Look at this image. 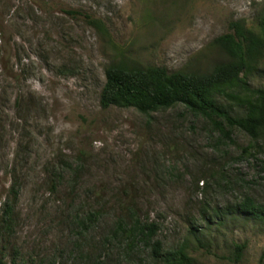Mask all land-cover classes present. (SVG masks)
<instances>
[{
    "label": "rangeland",
    "instance_id": "rangeland-1",
    "mask_svg": "<svg viewBox=\"0 0 264 264\" xmlns=\"http://www.w3.org/2000/svg\"><path fill=\"white\" fill-rule=\"evenodd\" d=\"M263 20L264 0H0V210L18 190L4 262L160 264L114 239L135 214L165 252L189 242L195 264H264V222L236 211L245 199L264 209V138L227 139L184 106L101 105L110 64L205 73L226 60L214 41L232 24L261 34ZM241 80L213 92L235 118L264 90V53ZM90 211L98 222L76 226Z\"/></svg>",
    "mask_w": 264,
    "mask_h": 264
},
{
    "label": "trees",
    "instance_id": "trees-1",
    "mask_svg": "<svg viewBox=\"0 0 264 264\" xmlns=\"http://www.w3.org/2000/svg\"><path fill=\"white\" fill-rule=\"evenodd\" d=\"M72 18L84 17L88 24L102 29V23L82 11H66ZM261 34L245 29L240 23L231 26V32L217 38L214 45L225 55L226 60L216 64L205 73L179 71L169 73L161 67H141L126 61L110 64L105 71L106 83L101 95L104 109L114 106L133 108L144 115L184 106L194 115L202 116L213 123L223 137L230 139L234 129L244 131L253 140L264 138V90L254 91L255 103L245 117H232L217 105L213 92L224 86L241 83V76L249 64L258 61L264 53V20ZM60 173H58V178ZM0 210V264H6L4 257L9 251L15 235V206L18 190L13 186ZM131 208V207H129ZM236 211L251 220L264 222V209L250 199L237 205ZM129 210V209H128ZM130 211V210H129ZM101 214L90 211L86 217H75L76 226L88 230L96 224ZM114 239L125 241L127 252H133L139 245L151 249L154 262L160 264H195L189 254V242L173 251L165 252L160 242L155 240V224L143 223L135 214L118 219ZM197 231V230H195ZM199 245L204 242L197 234H192ZM200 235V234H199ZM244 245L235 247V262H240ZM15 262V261H14Z\"/></svg>",
    "mask_w": 264,
    "mask_h": 264
}]
</instances>
